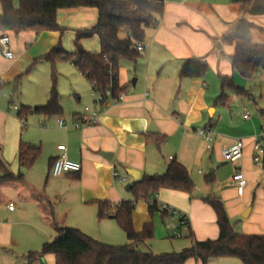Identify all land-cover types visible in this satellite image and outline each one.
<instances>
[{"label": "crops", "instance_id": "0c3cea01", "mask_svg": "<svg viewBox=\"0 0 264 264\" xmlns=\"http://www.w3.org/2000/svg\"><path fill=\"white\" fill-rule=\"evenodd\" d=\"M163 1L159 24L146 31L145 50L136 62L121 64L119 82L125 88L124 102L108 109L98 123L79 130L72 127L76 118L87 108L96 111L98 105L92 85L70 62L55 65L56 91L63 114H30L24 121L19 114L23 108L48 104L53 90L51 64L43 58L59 43L67 52H75L77 32L91 30L97 24L98 11H58L57 22L63 33L0 31V40L10 38L13 53L12 60L6 59L0 45V179L5 169L14 176L20 172L24 175L22 183L0 182V264H27L29 253L39 252L54 240L55 222L106 245H129L112 215L121 203L134 200L131 190L137 182L132 174L140 180L161 176L174 161L188 170L195 183L192 197L163 190L154 200L159 207L168 205L188 214L195 241L217 240L220 234L216 213L203 201L205 198L222 200L237 234L264 236V157L259 166L253 161L256 142L264 148L260 137L264 103L257 102L251 91L235 82L237 75L244 78L232 65L237 41L225 40L241 20L264 28V16L238 12L231 6L237 0ZM89 39L81 41L82 47L90 53H100L98 36ZM254 43L264 45L262 39ZM190 60L208 66L203 78L181 76L183 66ZM19 78L21 87L17 89ZM223 78L232 80L244 93L223 90ZM228 90L235 96L228 95ZM222 92L228 97L225 106L216 104ZM245 98L251 99L254 107L247 105ZM14 104L18 110L11 108ZM250 109V119L246 120L244 116ZM58 118L69 128L60 127ZM204 128L214 134L211 149L197 134ZM237 141L244 143L243 158L234 164L225 162L222 151ZM21 144L42 149L41 157L30 169L19 166ZM62 145L66 146L68 159L82 165L79 174L52 175L53 163L61 154L58 147ZM238 171L248 180L243 196L238 195L232 180ZM210 174L215 176L213 184L205 181ZM100 203L111 206L108 217L102 220L98 218ZM10 204H14L12 211L8 209ZM14 217L22 218L30 228L26 239L15 232L17 224L22 223L13 221ZM165 220L161 212L152 217L148 204L137 202L133 213L135 230L153 223L155 237L135 248L165 255L193 246L191 240L186 244L172 242L170 232L167 238L161 229ZM30 264H55V257L48 255ZM185 264L201 262L192 258ZM208 264L242 262L222 258Z\"/></svg>", "mask_w": 264, "mask_h": 264}, {"label": "trees", "instance_id": "16d2710c", "mask_svg": "<svg viewBox=\"0 0 264 264\" xmlns=\"http://www.w3.org/2000/svg\"><path fill=\"white\" fill-rule=\"evenodd\" d=\"M231 6L245 15L264 16V0H237ZM0 7V31L15 34L63 33V29L57 22L58 11L80 8H93L98 11L97 24L91 30L77 32L75 52H67L59 43L43 58L52 65L51 97L44 107L23 108L19 117L24 121L30 114L45 117H60L63 114L61 98L56 91L55 65L59 61L72 63L92 85L95 93L106 96L110 90L114 99L125 93V88H121L119 82L121 64L124 61L136 62L139 59L141 52L137 50V46L144 43L147 29L159 24L164 12V1L19 0L16 3V0H0ZM122 34L126 37L123 38ZM94 36H98L100 40L101 50L98 54L86 51L81 45L83 39ZM256 39L264 41V28L245 20H241L232 34L225 38L230 43L237 41L232 65L244 78H251L255 73L264 72V45L255 44ZM207 72L206 64L190 60L183 66L181 76L193 79L203 78ZM20 81L21 78L16 81L17 89ZM222 89H235L239 93H244L242 88H238L228 78L222 79ZM227 99L228 97L222 92L216 104L225 106ZM41 155V147L21 144L18 153L20 168H32ZM0 166L3 167L1 163ZM23 181L22 172L14 176L6 169L4 176L0 179V182L22 183ZM205 181L207 184H213L214 174L207 176ZM195 188L188 170L174 161L164 175L145 177L137 182L131 190L134 200L121 203L112 215L126 234L129 245H106L78 230L62 228L55 222L56 237L53 241L44 244L39 252L29 253L26 256L27 264L48 255L55 257V264H185L192 258L200 261L201 264H208L212 259L222 258H235L242 264H264V236L237 234L220 198L203 199L216 213L220 230L217 240L197 242L189 229L187 239L194 244L180 253L156 255L153 252H144L135 248L139 244L152 241L155 237L153 223L146 225L140 231L135 230L133 213L136 203L139 201L147 203L149 213L154 217L160 212L154 198L161 191H176L192 197ZM110 207L109 203L99 204L98 218L100 220L108 217ZM51 211L54 214L53 208ZM163 216L166 217L165 214Z\"/></svg>", "mask_w": 264, "mask_h": 264}, {"label": "built area", "instance_id": "2783aa9c", "mask_svg": "<svg viewBox=\"0 0 264 264\" xmlns=\"http://www.w3.org/2000/svg\"><path fill=\"white\" fill-rule=\"evenodd\" d=\"M0 45L3 56L8 60H12L13 53L10 48V38L7 36L2 37L0 40ZM137 50L139 52H143L145 50L143 44H139L137 46ZM93 96L96 98L98 109L96 111H91L89 108H87L85 113L76 118L75 123L72 125L73 128L79 130L83 127L92 126L98 123L102 114H104L108 109L115 106L116 104L124 102L126 97L125 93H122L118 98L114 99L110 90L106 93V96L95 92L93 93ZM11 108L18 110V107L16 106ZM244 118L246 120L250 119L249 112L245 114ZM57 122L60 127L64 129L69 128V125H67V123L62 118H58ZM23 125H25L24 122ZM197 134L198 136L205 139L208 149H211L214 141V134L212 130L209 128L200 129L197 131ZM260 137L264 139V125L262 126ZM58 150L61 152V154L55 159L53 163L52 175L54 177H60L67 174H79L82 171V165L78 162L68 159L66 146H59ZM243 156L244 143L242 141H237L235 145L225 148L222 151L223 160L227 163H237L243 158ZM263 157L264 148L262 147L261 142L257 141L256 153L253 157L254 163L258 166L261 165ZM232 180L236 183L238 195L243 196L248 186V180L246 179L245 175L241 171H238L234 174ZM8 209L11 211L14 210V204H10ZM159 210L162 214L166 215V228L171 233L173 239L180 240L183 239L185 235H188L190 229V220L186 213L168 205L160 206Z\"/></svg>", "mask_w": 264, "mask_h": 264}, {"label": "rangeland", "instance_id": "374dc122", "mask_svg": "<svg viewBox=\"0 0 264 264\" xmlns=\"http://www.w3.org/2000/svg\"><path fill=\"white\" fill-rule=\"evenodd\" d=\"M18 1L19 0H16V3H18ZM89 40L92 41V38ZM35 68H36V66H35ZM51 76H52V67L50 65V80H51ZM235 82L239 86L243 87L244 89L251 91L252 96L255 97V100L257 102L264 103V72L263 71L255 73L251 78H241L237 75ZM20 89H21L20 92H22L23 86ZM227 94L231 95L232 97L235 96L234 92H232L230 90L227 91ZM244 101L246 102L247 105L251 104L250 107H252V106L254 107V103H253V101H251V99L245 98ZM14 105L19 108L18 105H16V104H14ZM248 112L251 113V109L248 110ZM154 199H157V196H155ZM176 209H178V208H176ZM17 210H18V208H17ZM178 210H180V209H178ZM180 211H182V210H180ZM182 212H184V211H182ZM13 221L22 223V224H17V226L15 227V232L19 233L18 235L22 236L23 239H26L25 236H27L29 234L30 228L27 226V224H25V221L19 217H14ZM165 223L167 224V220H165ZM161 229L163 231V234L167 235L168 237L167 236L166 237L169 238L170 233L166 229L165 224L161 225ZM171 240H173L172 242H177L179 244H186V243L190 242V240L187 239V235H185L184 238L180 239V240H178V239H171ZM140 249H142V248L140 247ZM143 251H145V250H143Z\"/></svg>", "mask_w": 264, "mask_h": 264}, {"label": "water", "instance_id": "95a60500", "mask_svg": "<svg viewBox=\"0 0 264 264\" xmlns=\"http://www.w3.org/2000/svg\"><path fill=\"white\" fill-rule=\"evenodd\" d=\"M132 174V173H131ZM132 176H133V178L135 179V181L136 182H138L139 180H140V178H139V176L137 175H135V174H132ZM133 186L132 185H130V188H132Z\"/></svg>", "mask_w": 264, "mask_h": 264}]
</instances>
